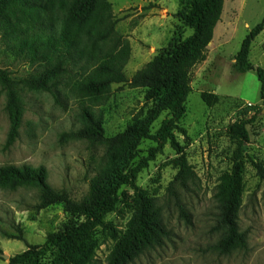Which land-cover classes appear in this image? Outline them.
<instances>
[{
	"label": "rangeland",
	"instance_id": "obj_1",
	"mask_svg": "<svg viewBox=\"0 0 264 264\" xmlns=\"http://www.w3.org/2000/svg\"><path fill=\"white\" fill-rule=\"evenodd\" d=\"M115 16L116 30L131 47L125 67L132 76L153 60L158 53L177 40L190 37L193 31L178 18L190 0H109ZM151 6V7H150ZM147 8V9H145ZM264 18V0H226L222 19L216 27L206 58L190 73L192 92L186 103V114L179 123L185 131H175L176 140L197 174L186 187H170L178 172V153L167 144L149 166L142 170L137 186L156 198L164 224L171 237L164 246L148 250L131 264H264V181L249 159L264 162V100L256 72L238 74L235 58L249 32ZM62 23L55 18L51 32L61 35ZM250 61L264 69V31L253 42ZM0 68L13 78L35 74L39 65H31L18 55L13 43L0 32ZM70 78L64 82L69 83ZM203 93L219 96V102L208 107ZM24 115L19 138L8 145L10 116L6 94L0 85V168L44 167L47 181L56 190L66 191L73 199H82L95 178L107 165L105 150L83 141H66L62 135L82 127V102L67 88L56 96L22 91ZM146 90L128 85H114L110 100L100 109L104 113V132L108 138L124 133L129 127L151 118L158 103L145 98ZM163 112L152 124L148 137L142 139L135 162L148 156L156 146L153 137L168 118ZM249 122V142L245 144L243 197L238 225L246 233L248 249L222 255L215 250L221 238L217 231L221 178L232 170L238 152V141L229 132L236 122ZM134 191L123 187L116 211L98 228L93 264H107L117 241L129 230L134 214ZM38 191L22 188L9 191L0 188V248L9 259L31 246L43 245L48 234L79 222L64 212L62 205L37 211ZM181 208L188 218L183 217ZM21 232V233H20ZM22 235V239L18 238Z\"/></svg>",
	"mask_w": 264,
	"mask_h": 264
},
{
	"label": "trees",
	"instance_id": "obj_2",
	"mask_svg": "<svg viewBox=\"0 0 264 264\" xmlns=\"http://www.w3.org/2000/svg\"><path fill=\"white\" fill-rule=\"evenodd\" d=\"M225 1L190 0L188 7L178 13V18L193 31L192 35L171 43L129 79L125 67L131 57V47L116 30L117 22L109 0H0V32L13 43L18 55L40 67L35 74L23 78H13L8 70L0 68V85L6 94V110L10 116L8 145L15 143L20 135L24 115L22 91L48 93L54 97L61 88H67L82 102V127L63 134L62 139L101 147L107 158L106 168L93 178L88 193L80 200L73 199L64 190L54 189L42 166L0 168V188L9 191L34 188L38 191L37 211L62 205L66 214L80 220L48 234L43 245L28 247L11 257L9 264H93L98 247L95 231L107 228L105 219L116 211L123 187L135 193L134 214L128 232L117 241L107 264H131L170 239L171 232L163 222L156 198L138 187L137 179L167 144L179 155L178 172L170 187L177 183L186 187L197 179L176 140L175 131L185 133L179 123L186 114V103L192 92L190 73L206 58L222 19ZM55 18L62 23L58 39L50 33ZM263 31L264 18L249 32L234 63L238 74L257 73L262 100L264 69L250 61V52L253 42ZM68 78L71 81L64 82ZM114 85L144 89L146 100L158 105L151 118L108 138L100 107L110 100ZM201 97L208 107L219 102V96L214 94L203 93ZM163 112L169 117L153 137L156 146L148 150L147 157L135 162L141 140L148 137L152 124ZM248 124L236 122L229 128L239 146L232 170L221 178L217 194L216 229L222 236L215 250L222 255L248 249L247 235L238 225L244 190L245 144L249 142ZM249 161L264 181V162L252 158ZM181 214L188 218L182 208ZM15 239L21 240L22 235ZM2 254L0 248V261Z\"/></svg>",
	"mask_w": 264,
	"mask_h": 264
},
{
	"label": "water",
	"instance_id": "obj_3",
	"mask_svg": "<svg viewBox=\"0 0 264 264\" xmlns=\"http://www.w3.org/2000/svg\"><path fill=\"white\" fill-rule=\"evenodd\" d=\"M2 258L6 259V258H7V256H5L4 254H2Z\"/></svg>",
	"mask_w": 264,
	"mask_h": 264
},
{
	"label": "crops",
	"instance_id": "obj_4",
	"mask_svg": "<svg viewBox=\"0 0 264 264\" xmlns=\"http://www.w3.org/2000/svg\"><path fill=\"white\" fill-rule=\"evenodd\" d=\"M216 30V29H215Z\"/></svg>",
	"mask_w": 264,
	"mask_h": 264
}]
</instances>
